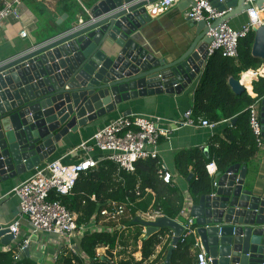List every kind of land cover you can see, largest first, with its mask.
<instances>
[{
    "label": "water",
    "instance_id": "water-1",
    "mask_svg": "<svg viewBox=\"0 0 264 264\" xmlns=\"http://www.w3.org/2000/svg\"><path fill=\"white\" fill-rule=\"evenodd\" d=\"M156 0H95L69 28L0 63V183L38 167L69 132L102 118L127 101L160 93L180 94L207 60L208 32L245 13V0H208L227 11L209 27L190 22L194 35L175 58L156 57L135 35ZM191 4L183 0L179 5ZM264 8V0L257 2ZM251 55L264 61V25L252 32ZM235 94L246 90L230 77ZM264 144V97L258 104ZM234 120H230L233 123ZM246 167L235 164L213 178L211 192L192 201L188 218L210 264H264V176L251 184ZM191 174L187 177V181ZM129 225L146 235L172 232L169 264L183 227L176 219L134 217ZM12 240L0 227V242Z\"/></svg>",
    "mask_w": 264,
    "mask_h": 264
},
{
    "label": "crops",
    "instance_id": "crops-1",
    "mask_svg": "<svg viewBox=\"0 0 264 264\" xmlns=\"http://www.w3.org/2000/svg\"><path fill=\"white\" fill-rule=\"evenodd\" d=\"M94 2L95 0H20L19 19H8L0 26V63L69 28L75 21H80L81 15L88 13ZM186 9L185 6L177 4L156 16L149 15V22L141 27V30L135 35V39L148 52L158 58L164 57L168 60L175 58L187 47L194 35V28H191L190 22L185 17ZM263 16L264 13L262 14ZM246 21L247 17L243 13L232 17L226 23L233 29H239ZM21 31L26 32L25 37L20 36ZM205 64L206 62L196 79L190 85H187L180 94L162 92L160 94L138 97L118 105L110 114L78 127L76 132H69L56 144L55 152L39 166H44L57 159L68 164L82 158L80 152H75L79 144L88 140L98 129L121 115L137 114L150 118L158 117L162 120V126L172 127V121L180 119L184 112L191 110L193 93L199 83ZM263 66L264 64L256 70H251L255 73V76L247 85L242 81L243 86H246V91L251 95H253L252 82L257 80L258 77H263L259 72ZM242 75L243 73L239 75L240 82ZM235 123L236 120L233 123L230 120H222L215 123L212 128L183 126L173 129L168 136L160 138L157 151L162 170L170 174L171 181L169 183L177 186L185 199L182 220H177L178 222L189 220L188 213L192 200L187 192V177L180 175L175 167V156L180 151L193 148H197L204 155H207L211 138L215 135L223 138L225 129ZM101 155L99 152L92 153L94 158H99ZM238 164L246 167V181L248 183L251 184L256 178H263L264 144L257 148L256 153L249 161ZM33 173L34 168L0 183V227H7L15 220H19L17 237L6 245L0 242V251H8L15 248V255H18L17 258L14 255L15 261L20 260L22 257H27L36 264H59L60 258L71 252L77 253L82 258L83 264H88L89 259L78 251L80 238L94 231L106 230L112 232L116 227L114 229L105 227L104 224L107 221L97 223L92 221L81 230L68 236L46 233L34 234L28 223L27 216L20 213L18 197L12 193L16 186ZM151 212L139 213L136 216L142 220L150 221L145 215ZM140 227L145 236L150 235H146L145 228ZM120 228L126 229V227H117L119 230ZM164 231V236H160V244L155 247L152 256L142 264H162L165 262L172 232L169 230ZM126 235L127 233L125 232L122 239L124 246H118L114 250V260L119 261L122 258H126L133 250L132 256L134 260L140 261L141 253L139 249L137 248V251H134L131 240H124ZM192 236L198 244L193 249V256H195L197 251L204 249L195 231ZM26 239L29 240V244L21 252L18 249V244ZM97 255L104 259L105 249H98ZM169 264H171V258L169 259Z\"/></svg>",
    "mask_w": 264,
    "mask_h": 264
},
{
    "label": "trees",
    "instance_id": "trees-1",
    "mask_svg": "<svg viewBox=\"0 0 264 264\" xmlns=\"http://www.w3.org/2000/svg\"><path fill=\"white\" fill-rule=\"evenodd\" d=\"M252 39L250 33L238 41V56L235 59L224 58L219 52L208 57L194 90L191 104L194 119L204 118L212 123L233 119L236 123L225 129L223 138L217 135L211 138L207 155L193 148L180 151L175 156L178 173L185 178L191 174L187 192L193 202L209 194L213 188V178L205 169L207 163L214 161L217 171L224 173L235 164L249 161L258 148L249 127L248 108L264 97V78L258 77L252 82L253 95L246 90L235 94L228 85L230 77L239 79L241 73L256 70L264 64L263 60L251 55ZM160 171L162 164L158 157L137 160L132 172L118 170L111 161H102L95 169L81 173L68 195L50 193L48 200L59 201L74 213L78 226L104 221L100 211L111 202L126 205L123 216L104 224L107 228L120 226L126 229L94 231L80 238L78 251L89 259L88 264H142L147 261L165 231L145 236L140 226L129 225L139 213L156 211L170 219L182 220L180 212L184 208V196L177 186L162 180ZM125 232L124 240H131L134 251L139 249L140 261L134 260L133 250L126 258L114 260L115 248L124 246L122 239ZM100 248L105 249L104 259L97 255ZM193 249L192 235L184 240L179 238L172 252L171 264H194ZM15 251V248L0 251V264H36L27 257L15 261ZM59 264H83V261L78 254L70 252L60 258Z\"/></svg>",
    "mask_w": 264,
    "mask_h": 264
},
{
    "label": "built area",
    "instance_id": "built-area-1",
    "mask_svg": "<svg viewBox=\"0 0 264 264\" xmlns=\"http://www.w3.org/2000/svg\"><path fill=\"white\" fill-rule=\"evenodd\" d=\"M181 1L183 0H156L146 9L150 16H156ZM188 1L191 4L185 11V17L194 22L205 21L209 27L215 19L227 12L218 11L208 0ZM259 1L261 0H245L248 5L245 11L247 21L241 28L233 29L226 22H222L209 29L210 43L207 47V59L215 52H219L224 58H237L238 41L252 33L254 29L264 25V19L259 17V12L264 11V8L257 6ZM19 5L20 0H0V26L8 19H19ZM20 36L25 37L26 32L21 31ZM258 104L259 100L249 106L248 122L256 145L260 147L263 144V138ZM171 124L172 127L162 126V120L158 117L150 118L137 114L121 115L98 129L88 140L79 144L75 152H80L82 158L68 164L57 159L44 166L35 167L34 173L12 190V193L19 199L20 213L27 216L32 232L68 236L84 227L77 225V216L69 212L63 204L59 201L48 200L51 192H54L56 196L68 195L81 173L95 169L102 161H111L118 170L132 172L137 160L158 157L157 147L160 138L168 136L173 129L183 126L212 128L215 123L204 118L194 119L191 110H188L180 119L172 121ZM93 152H99L102 155L94 158ZM205 169L208 175L214 178L217 173L215 162L207 163ZM160 174L165 183L171 181L169 173L162 170ZM107 208L100 211V216L104 218V221H116L126 212L124 203L111 202ZM182 212H180L181 215ZM145 216L149 220H155L162 215L152 211ZM180 224L183 227L180 236L182 240L193 235L191 219L180 222ZM7 228L14 241L19 231V220H15ZM28 244V239L18 244L19 251H24ZM194 246H198L195 241ZM17 257L16 254L15 258ZM194 257V264H210V259L204 250L197 251Z\"/></svg>",
    "mask_w": 264,
    "mask_h": 264
},
{
    "label": "bare ground",
    "instance_id": "bare-ground-1",
    "mask_svg": "<svg viewBox=\"0 0 264 264\" xmlns=\"http://www.w3.org/2000/svg\"><path fill=\"white\" fill-rule=\"evenodd\" d=\"M262 12L264 13V11H260L259 12V17L261 19H264V16L262 17V14H263ZM259 72L264 77V66L262 67V69H260ZM254 76H255V73L253 71H251V70H248L246 72H243V75L241 77V84L243 85V82H244V84L247 85L248 82H250L254 78Z\"/></svg>",
    "mask_w": 264,
    "mask_h": 264
}]
</instances>
